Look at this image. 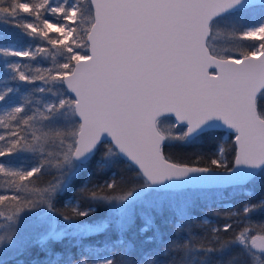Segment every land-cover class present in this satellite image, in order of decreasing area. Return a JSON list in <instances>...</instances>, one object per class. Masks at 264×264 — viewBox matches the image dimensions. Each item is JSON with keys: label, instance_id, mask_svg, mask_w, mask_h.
Wrapping results in <instances>:
<instances>
[{"label": "water", "instance_id": "95a60500", "mask_svg": "<svg viewBox=\"0 0 264 264\" xmlns=\"http://www.w3.org/2000/svg\"><path fill=\"white\" fill-rule=\"evenodd\" d=\"M88 57L63 79L80 124L73 161L88 164L100 145L161 192L243 187L264 170V50L214 56L211 25L264 0H90ZM169 118L189 140L218 131L235 137L233 169L214 171L166 159L158 122ZM251 250L264 253V237Z\"/></svg>", "mask_w": 264, "mask_h": 264}, {"label": "trees", "instance_id": "16d2710c", "mask_svg": "<svg viewBox=\"0 0 264 264\" xmlns=\"http://www.w3.org/2000/svg\"><path fill=\"white\" fill-rule=\"evenodd\" d=\"M23 2L30 0H0V40L20 44L21 39L29 38L23 27L28 20H35V26L39 27L40 16L33 14L35 2H30L27 11L21 7ZM86 10L78 13L77 19L85 28L90 22L84 21ZM227 17H236L227 25L229 32L243 31L244 23L256 24L264 19V6L249 7ZM229 38L233 44L232 33ZM246 43L255 46L258 41L238 43L242 55L252 53ZM5 58L6 53L0 51V214L3 215L14 208L35 206L40 193L48 189L55 167L60 166L62 158L57 146L60 138L65 139L71 131L61 121L59 109L50 112L44 109L49 94L39 93L38 86L48 83L50 73L36 72L29 81L27 75L6 72ZM59 92L66 94L61 84ZM257 109L264 119V93L257 101ZM224 135L210 131L186 144L164 146L163 151L171 162L215 171L218 169L213 162ZM224 147L226 167L222 171H229L234 165L235 144L229 141ZM102 150L115 151L108 143L100 145L67 190L51 203L59 217L79 218L72 207L64 205L69 196L81 202L82 211L94 209L89 214L104 215L107 207H103V199L130 194L145 183L134 167L117 154L108 159ZM16 194L18 198L14 199ZM175 194L183 198L170 207L143 209L123 225L110 217V222L97 232L55 240L49 253L43 251L38 240L26 242L0 264H255V254L240 242L248 236L246 232L249 239L264 236V171L243 187ZM220 201L234 206L230 214L224 207H218Z\"/></svg>", "mask_w": 264, "mask_h": 264}, {"label": "rangeland", "instance_id": "374dc122", "mask_svg": "<svg viewBox=\"0 0 264 264\" xmlns=\"http://www.w3.org/2000/svg\"><path fill=\"white\" fill-rule=\"evenodd\" d=\"M30 2H35L36 13L33 14L40 16L39 27L35 26V20H28L23 23V27L28 30L29 38L26 40L21 39L20 44L10 43L5 38L0 40V51L6 53L3 68L12 75H27L29 81H32V76L36 72L50 73L48 83L43 82L38 86L39 93L49 94L45 99L44 109L48 112L54 108L59 109L58 113L61 121L66 125L68 124V127H71V131L65 139L60 138L57 145L59 156L62 158L59 161L60 166L55 167V172L50 176L48 189L40 193L35 206L21 209L14 208L9 210L7 214H0V261L20 249L26 242L38 240L43 251L49 253L48 250L52 247L55 240L69 237L73 234L97 232L110 222V217L117 220L118 225H123L143 209L149 207H170V204L183 198L176 196L175 193L177 192L157 191L145 182L130 194L103 199V207H107L104 215L89 214L94 209L82 211L79 208L81 207V202L77 199L75 200L72 196L68 197L64 205L72 207L75 213L78 214V219H76L77 217H74L76 220L65 218L64 216L59 217L54 212L51 203L55 200V197L63 194L69 187L71 180L85 168L72 159L80 124L75 117V100L64 89L63 79L73 71L77 61L89 55L87 36L93 24V12L90 0H30ZM30 2L22 3L21 7L23 10L27 11L30 9ZM86 9H89L90 13ZM82 10H86L84 21H90L86 28L77 21L78 13H81ZM234 18L236 17L229 18L226 15L211 25V36L208 42L211 53L223 59H241L251 55H259L263 52L264 19L259 20L256 24L244 23L243 31L229 32L230 26L227 27V25L233 22ZM231 33L234 35V43L236 45L229 43L232 42V38H229L230 41L228 39ZM244 40L258 41L255 46L250 45L251 43H246L252 50L249 55H242L238 49L240 46L238 43H242ZM217 50L218 53H216ZM60 84L66 91L64 95L59 92ZM157 126L166 138L164 146L186 144L199 139L198 137L189 140L186 135V129L177 126L172 119L160 120ZM234 140L235 137L232 135L225 134L223 136L222 144L216 151L217 159L213 162L218 169L215 171H222L226 167L224 144L229 141L234 142ZM101 153H105L108 159L113 158L117 154L116 151L111 150H102ZM13 198H18L17 194ZM218 205V207H224L227 214H230L229 211L234 207L225 201H220ZM245 207L244 211L247 212V207L249 206ZM88 218L91 219L89 220ZM245 235L248 236H244V239H241V245L244 248L247 246L255 254L253 257L256 260H254L255 264H264V253L251 250L253 239L264 236L255 235L249 239V233L246 232ZM107 263L99 262L97 264Z\"/></svg>", "mask_w": 264, "mask_h": 264}, {"label": "bare ground", "instance_id": "6f19581e", "mask_svg": "<svg viewBox=\"0 0 264 264\" xmlns=\"http://www.w3.org/2000/svg\"><path fill=\"white\" fill-rule=\"evenodd\" d=\"M235 156H236V155H235ZM83 166H84V165H83ZM232 169H233V168H232ZM232 169H231V170H232Z\"/></svg>", "mask_w": 264, "mask_h": 264}]
</instances>
